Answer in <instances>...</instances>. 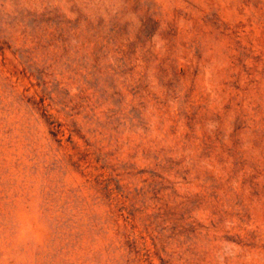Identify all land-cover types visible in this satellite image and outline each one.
I'll return each instance as SVG.
<instances>
[{"label": "rangeland", "instance_id": "obj_1", "mask_svg": "<svg viewBox=\"0 0 264 264\" xmlns=\"http://www.w3.org/2000/svg\"><path fill=\"white\" fill-rule=\"evenodd\" d=\"M0 264H264V0H0Z\"/></svg>", "mask_w": 264, "mask_h": 264}]
</instances>
